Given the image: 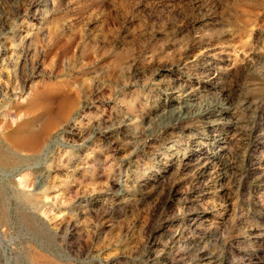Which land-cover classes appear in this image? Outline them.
<instances>
[{
  "label": "rangeland",
  "instance_id": "1",
  "mask_svg": "<svg viewBox=\"0 0 264 264\" xmlns=\"http://www.w3.org/2000/svg\"><path fill=\"white\" fill-rule=\"evenodd\" d=\"M0 264H264V0H0Z\"/></svg>",
  "mask_w": 264,
  "mask_h": 264
},
{
  "label": "bare ground",
  "instance_id": "2",
  "mask_svg": "<svg viewBox=\"0 0 264 264\" xmlns=\"http://www.w3.org/2000/svg\"><path fill=\"white\" fill-rule=\"evenodd\" d=\"M67 100V99H66ZM64 103V102H63ZM74 103V102H73ZM70 104H71V102H70ZM62 105V104H61ZM63 106H65V105H63ZM67 106H69V105H67ZM75 106V105H74ZM66 107V106H65ZM71 107V106H70ZM61 108V107H60ZM62 109H65V108H62ZM58 112V111H57ZM61 112V111H60ZM42 113V112H41ZM63 113H64V111H63ZM59 115V114H58ZM61 115V114H60ZM47 117H48V115H47ZM53 117V116H52ZM61 117V116H60ZM49 118V117H48ZM59 118H57V120H58ZM56 120V118H54L53 117V119H50L49 121H47V126H50L51 124H53V122ZM45 124V125H46ZM22 126V125H21ZM24 127V126H23ZM44 127V126H43ZM51 127V126H50ZM23 129V128H22ZM24 130H22V132H23ZM33 131H35V130H33ZM16 132V131H15ZM20 133V132H19ZM27 133V132H26ZM39 133V132H38ZM11 134V133H10ZM17 134H18V132H17ZM46 134V133H45ZM15 135V134H14ZM24 135V134H23ZM26 135V134H25ZM37 135V134H36ZM21 136V135H20ZM26 137V136H25ZM22 138V137H21ZM28 139H29V145L30 146H36L37 144H38V139H37V137H35V135H34V132H31L30 134H28ZM26 142V141H25ZM19 143V142H18Z\"/></svg>",
  "mask_w": 264,
  "mask_h": 264
}]
</instances>
